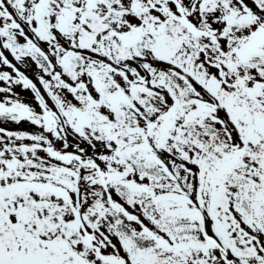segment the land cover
<instances>
[{"label": "snow or ice", "instance_id": "snow-or-ice-1", "mask_svg": "<svg viewBox=\"0 0 264 264\" xmlns=\"http://www.w3.org/2000/svg\"><path fill=\"white\" fill-rule=\"evenodd\" d=\"M0 264H264V0H0Z\"/></svg>", "mask_w": 264, "mask_h": 264}]
</instances>
